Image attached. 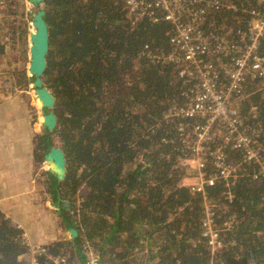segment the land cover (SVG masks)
Segmentation results:
<instances>
[{"label": "trees", "instance_id": "trees-1", "mask_svg": "<svg viewBox=\"0 0 264 264\" xmlns=\"http://www.w3.org/2000/svg\"><path fill=\"white\" fill-rule=\"evenodd\" d=\"M7 1L3 18L5 11L17 13V3ZM216 1L221 7L206 10L202 29L239 44L250 11L263 10L264 0ZM125 3L44 0L32 8L44 11L49 28L42 79L55 98L57 119L52 132L35 136L34 157L43 162L52 140L62 150L66 178L59 182L49 170L42 176L61 230L75 232L40 245L36 264H264L259 166L246 165L243 154L227 146L232 177L206 187L204 196L182 185L189 168L178 158L195 120L167 115L188 103L195 81L179 76L183 64L164 61L173 28L129 17ZM237 107L244 128L258 133L253 143L264 164V90L248 81ZM220 136L212 147L222 143ZM203 171L206 178L216 173L210 160ZM206 205L224 244L212 257L201 228ZM28 249L22 230L0 212V264H26Z\"/></svg>", "mask_w": 264, "mask_h": 264}, {"label": "built area", "instance_id": "built-area-1", "mask_svg": "<svg viewBox=\"0 0 264 264\" xmlns=\"http://www.w3.org/2000/svg\"><path fill=\"white\" fill-rule=\"evenodd\" d=\"M5 1L0 0V7ZM24 2L28 3L27 0ZM125 5L131 18L145 17L153 23L162 21L173 28L170 38L173 48L164 61L183 64L179 76L191 77L195 81L187 91L188 103L172 109L167 115L180 121L195 120L191 126L192 139L185 143L184 156L179 157L178 161L189 169L194 164L198 177L193 178L194 183L184 179L182 185L204 196L206 187L214 186L219 179L232 177L224 152L227 146L239 150L243 154V163L258 165L261 174H264L261 154L253 143L258 133L254 129L244 128L237 107V99L248 81L257 83L259 91L264 90V56L260 53L264 43V9L250 11L247 35H242L238 44L229 43L215 33L205 34L202 29L206 10L221 7L216 0H126ZM213 59L217 60L214 62ZM184 128L180 122L177 126L179 135L184 134ZM217 136H220L222 143L212 147ZM208 160L216 173L206 178L203 169ZM0 212L3 213L1 207ZM214 217L211 207L206 205L201 228L211 257L224 247L220 233L215 229ZM11 221L16 225L14 220ZM16 227L20 229L18 225ZM23 238L27 241L24 232ZM28 246L26 264H36V255L42 253L43 249L29 242ZM54 263L63 264L64 261L56 259ZM91 263L95 264V261Z\"/></svg>", "mask_w": 264, "mask_h": 264}, {"label": "crops", "instance_id": "crops-1", "mask_svg": "<svg viewBox=\"0 0 264 264\" xmlns=\"http://www.w3.org/2000/svg\"><path fill=\"white\" fill-rule=\"evenodd\" d=\"M23 4L28 13L30 5ZM22 21L16 15L0 21V207L24 230L29 244L45 246L66 239V232L45 192L42 173L48 165L35 162L43 109L27 71L31 31Z\"/></svg>", "mask_w": 264, "mask_h": 264}, {"label": "water", "instance_id": "water-1", "mask_svg": "<svg viewBox=\"0 0 264 264\" xmlns=\"http://www.w3.org/2000/svg\"><path fill=\"white\" fill-rule=\"evenodd\" d=\"M32 6H41L44 0H27ZM44 11L37 9L32 16L31 26L33 32L29 36V63L27 71L33 77L34 93L37 101L44 109L49 112L44 115L42 126L43 130L52 132L56 126V116L53 113L55 98L51 91L43 85V75L47 68L46 57L49 51V28L44 20ZM43 160L48 165V170L56 177L59 182L66 178L65 156L60 148L50 147L45 149ZM74 237L75 232L69 231Z\"/></svg>", "mask_w": 264, "mask_h": 264}, {"label": "rangeland", "instance_id": "rangeland-1", "mask_svg": "<svg viewBox=\"0 0 264 264\" xmlns=\"http://www.w3.org/2000/svg\"><path fill=\"white\" fill-rule=\"evenodd\" d=\"M13 1H15L16 3H17V13L15 14L16 16H19L21 19H23V21H22V23L25 21V23L28 25V29H29V31H31V32H29V33H32L34 30H33V28H32V26H31V21H32V16L34 15V13H35V11L36 10H32V6H30L31 7V9H30V11L29 12H31L30 13V15H28L29 17H28V19H26V15L28 14L26 11H25V3L23 4V2H24V0H13ZM20 7H19V6ZM5 12H7V11H5ZM5 12H4V17H6L7 15L5 14ZM3 21V20H2ZM30 26V27H29ZM30 44V43H29ZM44 111H47V110H43V115L44 114H46L47 112H44ZM42 115V116H43ZM52 142H53V146L54 147H56V146H58V144H56L57 142L55 141V140H52ZM45 165H46V167H47V164L45 163ZM198 177V175H197V171L195 170V165L193 164V166H192V168L191 169H189V171H188V173H187V176H186V178H185V181H188L187 179H190L188 182H190V183H194V181L195 180H193V178H197ZM23 232H24V230H23ZM25 233V232H24ZM62 237H63V234H62ZM64 237L65 238H69L70 237V234L68 233V232H66V234L64 235ZM93 261V260H92ZM92 264V263H91Z\"/></svg>", "mask_w": 264, "mask_h": 264}, {"label": "bare ground", "instance_id": "bare-ground-1", "mask_svg": "<svg viewBox=\"0 0 264 264\" xmlns=\"http://www.w3.org/2000/svg\"><path fill=\"white\" fill-rule=\"evenodd\" d=\"M30 6H32V5H30ZM33 7H35V6H32V8H33ZM30 13H31V12H29V14H30ZM30 34H31V33H30ZM30 34H29V36H30ZM39 105H40V107H41L43 110H47V109H44V108L41 106L40 103H39ZM47 111H48V110H47ZM48 112H49V111H48ZM48 112H47V113H48ZM47 113H46V114H47ZM46 114H44V115H46ZM44 115L42 116V121H43V117H44ZM262 177H264V174H262Z\"/></svg>", "mask_w": 264, "mask_h": 264}]
</instances>
